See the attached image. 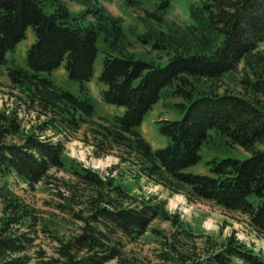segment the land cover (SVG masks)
<instances>
[{"label":"trees","instance_id":"obj_1","mask_svg":"<svg viewBox=\"0 0 264 264\" xmlns=\"http://www.w3.org/2000/svg\"><path fill=\"white\" fill-rule=\"evenodd\" d=\"M171 1L147 6L143 29H132L134 42L158 53L145 58L104 0H0V77L14 102L0 101V264H30L42 232L56 242L48 259L37 249L44 264H148L136 252L148 234L160 248L154 264H264L262 251L235 234L198 231L164 198L127 182L146 177L190 202L245 214L264 238V0H198L180 25L166 18ZM30 33L22 64L15 51ZM60 67L80 82L78 93L55 82ZM94 79L101 99L120 111L101 113L88 86ZM162 96L179 98L170 104L183 116L159 120L168 142L154 147L141 125ZM22 110L36 112L28 126ZM79 130L91 134L97 156L117 153L122 176L116 165L104 173L66 152L65 138ZM213 131L249 155L214 159L208 173L190 170ZM13 183L51 190L69 228H52Z\"/></svg>","mask_w":264,"mask_h":264},{"label":"rangeland","instance_id":"obj_2","mask_svg":"<svg viewBox=\"0 0 264 264\" xmlns=\"http://www.w3.org/2000/svg\"><path fill=\"white\" fill-rule=\"evenodd\" d=\"M144 4H131L124 3V0H104L107 8L110 12L115 15L122 17L124 27L127 29L129 36L131 37L134 45L133 49L139 54H143L145 58L154 56L157 51H148L149 45L140 44L134 42L132 29L140 31L143 29L144 22L142 16L145 14L144 9L149 6L153 7L156 0H142ZM198 0H172L169 15L166 17L172 20L175 25L184 24L189 16V6ZM71 8L78 10L81 5L75 1H71ZM172 21H167L172 23ZM169 25V24H167ZM167 25L163 27L166 29ZM32 34L23 39L16 48L15 56L19 62L24 63V57L26 55V49L32 42ZM146 43V42H145ZM100 44V43H99ZM158 55V53H157ZM103 59V53L99 52L97 59V73L100 70V65ZM165 62V58H158ZM52 76L58 85H63L66 88L78 93L80 91V82L77 80H70L64 67H60L52 72ZM88 86L98 100V107L101 113L105 116H111L114 113L120 111L114 105L107 104L101 99L100 85L96 79L90 81ZM10 91V92H5ZM12 90L8 86L6 79L0 77V101L8 106L13 105ZM179 101L177 97H165L162 96L154 106L147 112L144 118V123L141 125V130L147 139L152 143L154 147L163 146L168 142V137L164 134L159 127V120L161 118H181L183 116V109L178 104H170ZM35 111L27 112L21 111L24 119L28 118V121L24 120L25 125H30V121H35ZM88 125V124H87ZM90 125H88L89 127ZM87 127V126H86ZM91 129V128H87ZM66 152L74 157L77 161L82 162L88 167L95 168L101 172H106L110 167L116 165L120 170H124L122 173L117 172L118 169L114 170L116 176H122L126 169V164L119 163L120 158L115 151L97 156L93 150V144L91 134H87L84 130H79L73 134H69L65 138ZM249 153L242 149L240 146L231 143L228 136H224L221 133L213 131V135L210 140L206 142L201 149V158L199 161L189 167L190 170L195 172H210V167L214 165V159L220 160L226 156H232L237 158H245ZM53 173L58 176H69L66 171L60 169H53ZM127 182L133 187L134 190L139 193H145L147 195H158L160 198H164L166 201L167 208L170 211H181L183 217L198 231L201 232H212L220 238H225L235 234L240 240L248 242L257 251H262L264 254V238L256 234V232L249 225L248 217L237 211H229L209 201H196L190 202L187 197L176 191L166 189L162 184H156L146 177L141 178L138 182L134 179H128ZM13 187L19 193L26 195L38 209L40 213H43V217H49L52 220V228L59 227L60 230H67L69 223L64 219L65 213L58 209L59 198L55 196L51 190H48L45 186L39 184L36 190L28 189V186L24 183H13ZM153 225L160 226L163 228L168 227L166 221L156 220ZM49 232V231H46ZM48 234V233H47ZM53 236L44 235L42 232L40 238H36L34 246L32 247L33 259L30 264H44L42 262V256L37 254V249L41 250L45 254V258H49L54 253L55 241L52 240ZM152 239V235L148 234V238L140 240L139 247L136 248V252L147 254L150 259H147L148 264H154L159 261L158 253L159 246L156 242L148 241ZM107 264H116L115 261H111Z\"/></svg>","mask_w":264,"mask_h":264}]
</instances>
